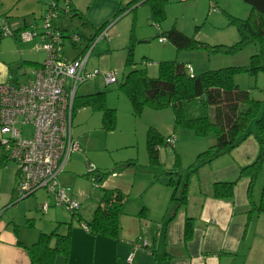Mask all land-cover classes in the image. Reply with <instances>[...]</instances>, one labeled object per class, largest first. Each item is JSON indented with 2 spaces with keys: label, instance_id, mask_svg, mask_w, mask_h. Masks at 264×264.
Returning a JSON list of instances; mask_svg holds the SVG:
<instances>
[{
  "label": "rangeland",
  "instance_id": "rangeland-1",
  "mask_svg": "<svg viewBox=\"0 0 264 264\" xmlns=\"http://www.w3.org/2000/svg\"><path fill=\"white\" fill-rule=\"evenodd\" d=\"M151 1L72 0V5L86 17L83 19L74 18L73 25H65L67 26L65 34H71L70 31L76 28L81 36L75 47L69 43L68 39L65 40V55L71 58L79 52L85 41L90 38L89 34L94 32L97 24L107 22L106 26L115 21L109 32L110 42L102 40L92 51L86 67L88 71L94 69L100 72L114 71L117 73L118 80L121 81L127 72L133 69H145L148 77L156 78L160 62L184 63L191 74V69L195 70L196 73L192 74L193 76L208 70L248 66L252 56L257 54L260 55L262 64H264V39L261 43L247 44L235 52H213L208 49L178 52L168 41L163 44L159 43L162 33L176 29L208 47L218 46L221 49H223L222 47L227 49L236 45L239 35L232 19H245L249 15L250 6L244 0H163L164 18L159 23L152 19ZM29 2L34 5V17L38 19L40 15L44 14L48 0H38V2L29 0ZM62 3L61 1L59 5ZM119 9L122 11L118 16ZM64 17L68 18L69 16L65 15ZM76 22L79 24L77 25ZM41 24L42 22L39 21L38 27H41ZM35 40L39 42V39ZM130 48L131 64L125 66ZM234 81L240 89L249 91L252 99L264 100V72H258L256 75L240 74L235 76ZM97 92H104L105 107L115 110V128L106 131L102 125V112L92 107L86 108L83 112H74L71 135L79 143L81 153L70 157L63 174V177L66 176L68 181L61 183V187L65 189L67 195L69 197L77 196L81 203L78 217L81 218L80 223L83 224L91 219L101 196V185L94 182L95 176L99 173L106 172L108 184L120 186L125 190L128 211L136 209V204L140 203L139 187H137L140 183L149 181L151 183L154 176L164 181L169 178L166 171H162L163 167L151 165L149 160L146 136L150 128L155 129L164 138L170 136L175 138L173 146L165 144L160 146V154L163 163H166L165 168L168 170L178 154H180L184 165L189 164V162L195 161L194 153L204 152L213 144L212 136L196 137L190 130L175 129L171 109L145 108L140 116L135 117L130 102L119 91L117 84L105 86L100 78L80 85L77 88L76 97L88 96ZM32 132L33 128L29 126L22 128L24 138L30 137ZM177 137L181 142L180 145L177 143ZM88 162L95 165L96 173L88 174ZM8 163L11 168L15 167L12 162L8 161ZM128 163L131 165L124 167ZM112 172L116 174L124 172V174L116 177V175H111ZM177 197H179V192L176 194ZM51 200L52 198H48L44 190H39L16 205L22 208V205L26 203L25 211L30 209L32 212L39 213L36 210L38 204ZM175 203V200L172 201L171 207H174ZM50 206L48 213L43 216L39 215L38 218L45 220L52 213L58 216L57 223L61 222L62 224L55 223L49 227V223L45 222L44 232L46 234L56 232L62 235L65 232L64 227L69 228L71 220L75 224L79 223L75 222L78 217L71 216L63 207ZM6 209L9 210L11 207ZM24 222L26 224L28 220Z\"/></svg>",
  "mask_w": 264,
  "mask_h": 264
},
{
  "label": "crops",
  "instance_id": "crops-1",
  "mask_svg": "<svg viewBox=\"0 0 264 264\" xmlns=\"http://www.w3.org/2000/svg\"><path fill=\"white\" fill-rule=\"evenodd\" d=\"M33 6L29 0H0V28L4 22L17 31L24 30L35 23L38 25L41 15L38 19L34 17ZM68 16L69 21L67 17L62 16L58 22H55L64 34L66 24L73 25L74 18L86 17L75 7L74 13ZM113 22L115 24V21ZM106 23L97 24L92 32L94 34H89L90 38L73 57H67L63 48L65 57L73 60L84 55L92 40L106 27ZM70 32L81 38L76 28ZM65 35L67 36V33ZM110 38L111 36L105 41L109 43ZM38 46L39 42L35 39L24 42L17 35L0 37V84L17 85L30 81L34 70L38 65L43 64L46 57ZM191 70L192 74L196 73L194 69ZM96 78L102 80L101 77ZM86 108L88 107L79 109L77 113L83 112ZM253 129L254 127L250 125V130ZM209 136H212L214 144V136ZM178 138L177 143L180 145ZM258 151V143L251 134L232 152L200 168L197 175L189 178L186 202L183 206L175 200V206L171 207L173 188L167 185L169 178L164 181L157 177V180L153 181V178L151 183L150 181L140 183L137 186L140 203L136 204V209L128 211L126 198L124 200L117 239L93 235L83 228L84 224H79L76 219L75 222L78 224H75L71 220L69 228L65 225V232L62 234L66 235L69 230L68 254L66 257L58 255L54 264H264V214L248 217L249 179H238L240 169L251 164L256 159ZM157 152L158 167H163L162 171H166L168 175L176 160L168 170L165 168L166 163H163L160 147L157 148ZM78 153H81V149L73 155ZM2 154L0 147V157ZM176 159L185 171L181 177H173L178 185L176 194L178 192L180 194L186 181L187 169L194 162L184 165L180 154ZM8 164L0 169V264H31L28 249L37 242L41 234H46L44 232L45 222L51 227L52 224L57 223L58 216L51 213L45 220L38 218L39 215L43 216L48 213L53 200L45 201L50 206L45 213H41L38 208L42 203L38 204L36 209L39 213L32 212L30 209L25 211L26 203L22 205V208L16 205L18 202L13 204L17 176L16 168H11ZM124 167H129V165L125 164ZM63 174L64 172L58 180L60 185L68 181ZM114 174L118 177L124 172ZM107 181L105 180L101 185L102 189H118L123 194L125 193L122 187L108 184ZM233 181H236V184L231 200L211 197L213 184ZM147 183L149 184L146 185ZM262 185H264V172L252 190L254 203L259 202ZM47 197L51 198L48 195ZM71 197L79 202L77 196ZM177 198L175 195V199ZM9 206L11 209L7 210ZM187 219L191 220L192 237L189 241H184V226ZM25 220H28V223L25 224ZM28 225H32L33 228L29 229ZM137 237L147 239L151 246L146 251L136 252L132 262L128 263L127 259L131 254V247L128 243ZM53 245L54 241L51 242V246Z\"/></svg>",
  "mask_w": 264,
  "mask_h": 264
},
{
  "label": "trees",
  "instance_id": "trees-1",
  "mask_svg": "<svg viewBox=\"0 0 264 264\" xmlns=\"http://www.w3.org/2000/svg\"><path fill=\"white\" fill-rule=\"evenodd\" d=\"M244 2L250 6V13L245 19H232L239 35V41L230 48L208 47L176 29L166 31L160 37L165 38L178 52L199 49H208L213 52H235L247 44L261 43L264 39V0H244ZM163 4V0L150 2L152 19L157 23L164 18ZM121 11L119 9L118 16ZM71 13H74L72 1ZM13 32L14 35H17L18 31L13 30ZM128 53L125 66L131 64V48ZM258 72H264V64H262L259 54L252 56L248 66L208 70L195 76L191 74L184 63L160 62L156 78L148 77L145 69H133L127 72L121 81L118 80V89L130 102L135 117L140 116L145 108L171 109L175 129L190 130L196 137L214 136V144L199 153L194 163L188 167L185 174L186 181L177 199H175V195L178 185L177 180L173 177H181L185 171L182 170L179 160L176 159L174 167L168 174L167 185L173 188L171 201L176 200L180 206L185 205L189 178L192 175H197L200 168L232 152L252 134L259 146L258 155L251 164L240 169L238 179H249L248 217L264 214V185H262L259 202L254 203L252 199L253 187L264 172V100L252 99L249 91L240 89L234 81L237 75H256ZM104 96V92H98L88 96L75 97L73 111L76 112L85 107L101 111L102 125L106 131H110L115 128V110L105 107ZM252 124L254 129L251 131L250 125ZM146 137L147 154L151 165L159 166L157 148L165 144L166 138L153 128L147 131ZM7 163L8 161L2 154L0 169ZM128 165L131 164L128 163ZM106 176V172H101L95 176L94 182L102 185ZM156 178L154 177L153 181L157 180ZM235 184L236 181L213 184L211 197L231 200ZM125 198L126 196L118 189L101 188V196L91 219L84 224L87 231L93 235L117 239ZM70 215L78 217V212ZM77 221L80 223L81 218L78 217ZM191 237L192 224L191 220L187 219L184 226V241H189ZM69 240V232L66 235L56 232L41 234L37 242L28 249L31 264H54L58 255L66 257ZM52 241H54L53 246H51Z\"/></svg>",
  "mask_w": 264,
  "mask_h": 264
},
{
  "label": "built area",
  "instance_id": "built-area-1",
  "mask_svg": "<svg viewBox=\"0 0 264 264\" xmlns=\"http://www.w3.org/2000/svg\"><path fill=\"white\" fill-rule=\"evenodd\" d=\"M62 5H59L60 2ZM71 13V0H48L44 14L39 21L17 33L21 41L39 39V49L46 57L42 65L33 72L30 81L12 85L0 84V147L7 161L16 167L17 183L13 203L20 202L39 190H44L53 200V205L76 213L80 203L69 197L59 184V177L64 172L72 154L80 151L79 144L72 138L73 103L77 88L96 77H101L105 86L118 83L114 71L100 72L87 70V62L92 50L102 40H108V31L114 24L110 22L92 40L88 51L73 60H68L64 53V43L68 39L72 45L79 43L75 33L65 35L55 22ZM7 22L0 28V36H14ZM160 37L159 43H165ZM33 128L30 137L22 136V128ZM173 136L166 138L165 145H174ZM88 173L97 172L92 163H87ZM115 176V174H112ZM48 203L39 205V211L45 213ZM86 231V227H83ZM131 263L134 254L146 251L151 243L143 237H137L128 243Z\"/></svg>",
  "mask_w": 264,
  "mask_h": 264
}]
</instances>
